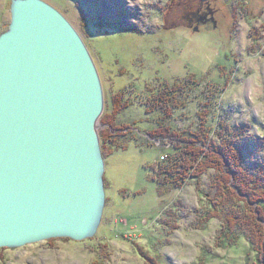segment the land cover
I'll return each mask as SVG.
<instances>
[{
	"label": "rangeland",
	"instance_id": "1",
	"mask_svg": "<svg viewBox=\"0 0 264 264\" xmlns=\"http://www.w3.org/2000/svg\"><path fill=\"white\" fill-rule=\"evenodd\" d=\"M46 1L72 22L95 60L105 99L99 133L113 128L101 119L126 90L133 102L115 123L137 120L132 126L140 128L133 130L146 143L133 139L106 153V203L93 237L1 247L0 264H263L245 235L222 245L220 219H199L209 206L213 169L159 193L149 166L173 142L149 134L153 115L140 101L147 86L183 83L195 73L201 85L186 89V107L167 122L179 131L195 129L201 107L211 140L220 141L230 127L246 146V164L264 159L258 143L264 137V0ZM11 3L0 0V34L11 22ZM212 81L219 85L210 97L204 89Z\"/></svg>",
	"mask_w": 264,
	"mask_h": 264
},
{
	"label": "water",
	"instance_id": "2",
	"mask_svg": "<svg viewBox=\"0 0 264 264\" xmlns=\"http://www.w3.org/2000/svg\"><path fill=\"white\" fill-rule=\"evenodd\" d=\"M0 34V248L94 236L106 203L104 89L72 22L12 0Z\"/></svg>",
	"mask_w": 264,
	"mask_h": 264
},
{
	"label": "trees",
	"instance_id": "3",
	"mask_svg": "<svg viewBox=\"0 0 264 264\" xmlns=\"http://www.w3.org/2000/svg\"><path fill=\"white\" fill-rule=\"evenodd\" d=\"M182 82H164L160 87L149 85L141 97L140 102L145 106L147 115H153L154 125L148 129L149 134L155 138H168L173 142L169 151L162 155L163 158L150 164L152 179L157 183L159 193L164 194L181 187L191 176L200 181L208 170L213 169L210 188L205 193L209 206L205 215L199 219L204 222L207 215V218L220 219V244L223 245L224 242L225 246L234 245L240 236L245 235L255 252L259 256L264 255V159L259 158L253 164H246V146L242 144L239 134L230 127L220 141L211 140L207 114L202 112L201 107L197 111L200 122L195 129L179 131L170 125L167 121L173 118V113L186 107V89L193 91L197 88L196 85H201L196 80L195 73ZM218 85L212 81L210 87H207L209 91L204 89L205 93L210 92V97L215 96ZM122 91L120 96L113 99L112 106L108 107L101 119L105 124L110 122L109 124L114 125L111 130L100 132L104 156L127 148L133 139H140L133 130L138 126H132L137 120L114 123V117H118L133 102L130 95L126 96V90ZM242 129L246 131L245 128ZM140 141L146 143L141 139ZM258 141L264 150V137ZM258 255L257 260L264 264V257L259 259Z\"/></svg>",
	"mask_w": 264,
	"mask_h": 264
},
{
	"label": "bare ground",
	"instance_id": "4",
	"mask_svg": "<svg viewBox=\"0 0 264 264\" xmlns=\"http://www.w3.org/2000/svg\"><path fill=\"white\" fill-rule=\"evenodd\" d=\"M177 84V83H176ZM176 87V86H175ZM173 89V88H172ZM171 89V90H172ZM172 111V110H171ZM116 112H117V110H116ZM174 114V113H173ZM162 117V116H161ZM162 119V118H161ZM110 123V122H109ZM115 123V122H114ZM120 127V126H119ZM126 132V131H125ZM127 134V133H126ZM202 142V141H201ZM178 144V143H177ZM118 146V145H117ZM171 146V145H170ZM206 150V149H205ZM156 162V161H155ZM120 221V220H119ZM140 225V224H139ZM93 237V236H92ZM206 258V257H205ZM198 264V263H197Z\"/></svg>",
	"mask_w": 264,
	"mask_h": 264
},
{
	"label": "flooded vegetation",
	"instance_id": "5",
	"mask_svg": "<svg viewBox=\"0 0 264 264\" xmlns=\"http://www.w3.org/2000/svg\"><path fill=\"white\" fill-rule=\"evenodd\" d=\"M202 3H203V4H205V2H203V1H202ZM206 7L208 8V7H209V5H206ZM206 17H207V16H206ZM194 20H195V16H194Z\"/></svg>",
	"mask_w": 264,
	"mask_h": 264
}]
</instances>
